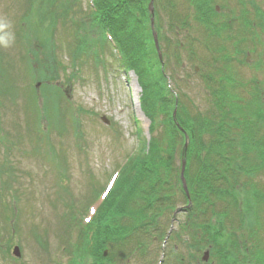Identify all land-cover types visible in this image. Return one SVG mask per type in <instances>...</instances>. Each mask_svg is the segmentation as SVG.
<instances>
[{
    "label": "rangeland",
    "instance_id": "obj_1",
    "mask_svg": "<svg viewBox=\"0 0 264 264\" xmlns=\"http://www.w3.org/2000/svg\"><path fill=\"white\" fill-rule=\"evenodd\" d=\"M227 1H235L236 6L228 7ZM80 2L0 0V264H70L79 212L141 140L151 139V120L141 106L145 93L139 82L149 73L122 71L107 42L104 50L99 43L91 50H100L99 60L106 69L94 56L74 60L70 46L77 23L88 20L90 13L89 0ZM253 5L264 12V0H153L152 5L151 0H143L146 12L147 7H153L149 13L161 33L166 75L159 86L171 87L167 101L153 99L154 111L163 112L156 124L157 137L167 141L172 135V121L165 113L174 112L177 93L181 95L176 106L180 120L196 116L198 111L217 113L214 101L236 106V114L253 118L249 128L259 131L260 148L264 142V29L263 22H257L259 13L252 11ZM44 11L51 15V21L41 23ZM203 11L210 12L205 20L197 18ZM61 13L64 16L57 18ZM185 16L190 20L188 25L178 32L172 30L171 23ZM226 20L234 25L231 35L222 32ZM143 23L130 32L134 41L150 42L154 52L149 20ZM244 23H249L251 30L257 29L244 33ZM220 34L228 37L223 41ZM220 37L225 46L221 52L212 53L209 44L208 48L202 44L211 39L217 42ZM213 55L220 56V61ZM152 103L148 99L147 107ZM255 156L258 164L250 187L254 201H246L252 194L240 188L237 203H226L228 217L220 220V230L223 235L225 227L233 228L243 240L250 238L249 244L256 233L259 241L251 245L252 251H258L256 257L259 254L261 258L257 262L264 264V162L259 166L261 158ZM176 162L183 160L177 157ZM193 178L185 176L189 190L194 187ZM182 185L180 181L178 186ZM171 194L178 207L186 206L179 189ZM131 205L136 208V201ZM171 216L159 218L160 227L170 234L168 238L153 236L145 241V250L138 248L137 252H130L128 242L120 245L110 241L104 248L99 244L98 251L105 252L100 262L160 264L163 259L161 264H223L220 247L203 244L184 210L172 226ZM244 216L248 217L247 225L239 228ZM250 223H255L252 230ZM207 250L210 254L205 263L201 258Z\"/></svg>",
    "mask_w": 264,
    "mask_h": 264
},
{
    "label": "trees",
    "instance_id": "obj_2",
    "mask_svg": "<svg viewBox=\"0 0 264 264\" xmlns=\"http://www.w3.org/2000/svg\"><path fill=\"white\" fill-rule=\"evenodd\" d=\"M73 1L77 3V0ZM142 3L143 0H93V7H90L88 20L80 23L76 22L78 29L76 41L74 40L75 44L73 42L74 45L71 44L70 46L74 60H83L94 56L98 59L97 63L100 62L102 60H99L100 50L97 53L95 49V53L91 50L93 47L95 48L97 43L100 44L101 50H104L106 48L104 44L107 42L111 45L110 41L113 40L116 49L120 52L121 62L127 70H134L137 74L149 73L145 81L141 80L139 82L145 93L144 100H141V106L151 120L150 131L152 132L150 141L141 140L139 147L127 156L126 163L118 172L119 176L114 187L96 206L97 209L92 222L84 225V245L80 241L79 250L82 249V251L87 252V244H89V249L93 248L91 256L93 264H105L100 262V260H103L104 250L102 252L98 251L99 244L104 248L107 242L110 241L112 244L120 242V245L128 242L127 248L130 249V252H137L138 248L141 251L145 250L143 245L147 239H151L153 236L160 239L164 238L165 235L167 237V229L163 230L160 227L159 218L172 213L171 220L176 221L177 215L179 216L182 212L180 207L175 204L171 193L174 189H179L185 202L189 203L183 186H178L181 181L182 167V163L176 162L178 157V159L181 158V160L187 161L185 176L194 177L191 179V184L194 187L189 190L192 205L184 211L186 216L192 219L191 226H193L194 231L200 232L203 244L213 247L219 246L223 264H260L257 261L261 258V255L258 254V257H256L258 251H252L251 247V245L255 246L254 242L259 241L256 240L258 239L256 233L253 234L252 238L254 240L250 244L247 243L250 238L245 237L246 240H243L239 232L233 230V228L225 227L222 235L220 225L223 222H220V220L222 221L225 216L228 217V201H231L229 203H237L234 201L240 195V188H245L243 193L252 194L251 198L246 196V201H254V194L250 187L254 184L253 176L258 164L256 162L258 158L255 155L261 158L259 166L262 165L264 162V142L258 148L259 140L256 133L258 134L259 131L257 130L255 133L249 128V124L253 121V118H250L251 116L236 114V106L230 105L228 107L225 102L215 103V101L214 107L217 113H210L211 116L198 111L196 116L186 115V119L180 120L177 113L175 119L173 113L164 112L166 119L172 121L169 128L172 135L167 141L157 137L155 134L156 124L159 123L160 112L162 111H154L156 102L153 99L159 102L167 101L171 87L159 86L161 79H164L166 74L164 72L165 66L162 65L159 59L155 44L153 43V52L150 49V42L139 41L140 39L135 38V41H138V44H136L134 35L130 32L131 29L140 27L143 21V24L147 23V20H149V28L152 31V15L149 13L148 7V12H146V9H142ZM133 6L136 7V10ZM227 6L234 7L236 3L235 1H227ZM252 7L255 8L252 11L256 10L259 13L257 22H263L262 29H264V12L259 11L258 6L253 5ZM174 9L173 6L172 10ZM238 11L240 12V9ZM207 13L210 12L203 11L198 14L199 17L197 18L205 20L208 18ZM43 14L40 15L41 23H46V20L51 21L50 14L46 11ZM63 16L61 13L57 15V18ZM185 18L186 16L180 17L178 21H173L171 29L178 32L185 26V23L188 25L190 20ZM212 23L216 25L215 22ZM248 24L245 23L246 32L244 33L249 31L247 33L249 34L257 29L255 27L251 30L247 26ZM223 25L225 30L222 32H228V35H231L230 33L235 31L232 28L233 24L228 20ZM154 27L158 32L156 21ZM220 36L223 37V41L228 37L225 36L224 38L222 34ZM256 36L254 34V38ZM158 37L160 41L161 33L158 34ZM211 40L204 41L202 44L205 43L206 48L209 44L212 53L224 50L225 46H223L224 44L221 45L223 42L221 37L217 42H211ZM212 43H216L214 44L215 50ZM215 56L217 55H213V57ZM155 58H158V61ZM217 58L220 61V56H217ZM217 58H214V60H217ZM100 63L105 69L107 68L106 64ZM208 80H211V78H208ZM180 97L181 95L175 93L173 110L179 105ZM148 99L153 102L150 108L146 105ZM256 119L259 118L256 117ZM262 123L264 122L262 121ZM181 126L189 135L190 150H188L189 143L186 146V136ZM172 128H175V130H172ZM181 142L183 143L180 149ZM177 177H179L178 180ZM134 200L136 201V208L133 209L131 204L135 202ZM88 205L90 206V204H86L84 210L79 212L81 214L80 218L87 213ZM249 213L246 215H249ZM241 219L243 221L239 228L247 225L248 217L244 216ZM120 220H124V222L120 223ZM248 225L251 230L255 228V223ZM225 230L227 231L225 232ZM179 237L180 235H178ZM221 240H224L223 244L220 242ZM198 247L200 248L199 245ZM112 262L113 264L121 263L118 261Z\"/></svg>",
    "mask_w": 264,
    "mask_h": 264
},
{
    "label": "water",
    "instance_id": "obj_3",
    "mask_svg": "<svg viewBox=\"0 0 264 264\" xmlns=\"http://www.w3.org/2000/svg\"><path fill=\"white\" fill-rule=\"evenodd\" d=\"M152 2H153V0H151V5H152ZM150 11H151V13L154 11L152 6H150ZM151 24H152V30H153V37H154V41H155V46H156V49L158 51L159 57L162 60V52H161L160 45H159L158 34H157V32L155 30V27H154V17L151 18ZM174 116L176 117V110L174 111ZM178 126H180V124H178ZM181 129L184 131L183 128H181ZM186 140H187L186 141V146H188L189 141H188V135L187 134H186ZM185 165H186V161L184 160L183 161V165H182V171H181V179H182V182H183V187H184L187 195H189V190H188V186H187V183H186V180H185V175H184ZM14 253L17 256L20 255L18 247L14 248ZM208 255H209V252L208 251L205 252L203 260H205V261L208 260Z\"/></svg>",
    "mask_w": 264,
    "mask_h": 264
}]
</instances>
